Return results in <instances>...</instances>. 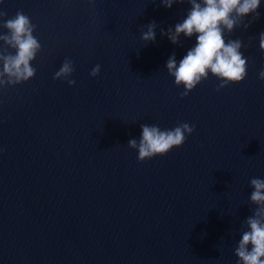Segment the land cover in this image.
<instances>
[{"label": "water", "instance_id": "1", "mask_svg": "<svg viewBox=\"0 0 264 264\" xmlns=\"http://www.w3.org/2000/svg\"><path fill=\"white\" fill-rule=\"evenodd\" d=\"M190 7L2 0L9 18L22 10L37 25L42 51L32 80L0 91V264H236L256 207L250 180L264 179V0L259 20L226 37L253 38L241 49L246 79L217 92L209 74L181 99L166 61L196 39L174 45L161 29ZM152 21L156 42L145 44ZM66 57L75 86L53 79ZM180 122L196 131L165 156L139 162L127 145L142 124Z\"/></svg>", "mask_w": 264, "mask_h": 264}, {"label": "clouds", "instance_id": "2", "mask_svg": "<svg viewBox=\"0 0 264 264\" xmlns=\"http://www.w3.org/2000/svg\"><path fill=\"white\" fill-rule=\"evenodd\" d=\"M2 3V0H0ZM167 9L174 4H189L185 18L174 28L167 31L161 29L174 45L181 43L180 37H195L196 43L186 55L177 62L173 53L166 61V69L174 77L175 85L183 87L180 98L187 97L192 90L209 78V74L220 81L216 87L219 92L232 84H238L247 77L248 58L241 51L251 47L252 37L245 45L242 39H231L236 29L245 31L252 23L259 20L261 0H160ZM252 19L246 22V17ZM155 21L144 26L141 39L145 44L156 42ZM0 28L6 33H0V91L9 87H16L32 80L37 74V68L32 62L42 51V45L34 35L37 30L31 18L22 10L14 16L8 17L6 10L0 9ZM11 50V51H10ZM259 50L264 53V32L259 34ZM101 65H95L90 76L100 75ZM74 61L66 57L54 80H63L69 86H75ZM264 81V68L258 73ZM141 136L128 141V147L138 151V161L144 162L157 156H165L174 148L181 147L195 131V126L180 122L174 128L161 129L158 125H141ZM3 149H0L2 152ZM249 201L255 205L241 225L240 236L234 255L238 257L236 264H264V179L252 178Z\"/></svg>", "mask_w": 264, "mask_h": 264}]
</instances>
